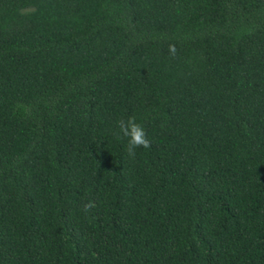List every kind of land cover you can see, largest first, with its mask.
<instances>
[{"label": "trees", "instance_id": "16d2710c", "mask_svg": "<svg viewBox=\"0 0 264 264\" xmlns=\"http://www.w3.org/2000/svg\"><path fill=\"white\" fill-rule=\"evenodd\" d=\"M0 264H264V0H0Z\"/></svg>", "mask_w": 264, "mask_h": 264}, {"label": "clouds", "instance_id": "9594fccd", "mask_svg": "<svg viewBox=\"0 0 264 264\" xmlns=\"http://www.w3.org/2000/svg\"><path fill=\"white\" fill-rule=\"evenodd\" d=\"M169 52L175 55L176 48L174 45H169ZM118 139L127 140V153L130 157H135L138 148L148 149L151 147V141L148 139L145 128L139 123L135 116H129L127 119H120L117 122Z\"/></svg>", "mask_w": 264, "mask_h": 264}]
</instances>
